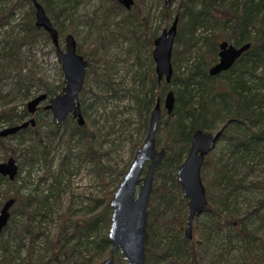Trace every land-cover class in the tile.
Segmentation results:
<instances>
[{"label": "trees", "instance_id": "obj_1", "mask_svg": "<svg viewBox=\"0 0 264 264\" xmlns=\"http://www.w3.org/2000/svg\"><path fill=\"white\" fill-rule=\"evenodd\" d=\"M24 1L29 6V17L18 25L19 35L12 37L9 42H0V85L8 78L13 79L15 85L19 86L21 81L26 80L29 83L30 78L26 79L20 74L26 59L20 54L19 48L22 44L32 45L38 36H42L45 40L47 38L43 31L33 26L34 10L30 0ZM35 1L42 7L59 39L61 32L53 12L52 1ZM108 1L110 3L107 8L104 7L101 23L105 24L107 14H112L126 23L129 20L128 12L124 11L115 0ZM171 1L165 8L162 0L158 11L162 21L169 20ZM132 8L143 22L147 21L148 18L140 14L142 10L137 6L136 0ZM11 9L8 8L0 14V26L6 24L5 19ZM62 12L63 8L57 9V15ZM175 16L178 22L171 51L172 75L169 84L156 81L151 67V51H148L144 61L139 63V67L146 64L145 73L136 74L139 90L138 95L134 97L135 111L137 116L143 115L144 131L147 129L149 113L155 101L161 106L166 92L171 91L173 96L171 113L166 114L161 108L157 122V129L161 126L160 148L164 156L154 173L151 196L147 205L148 238L144 264H200L199 260L203 258L208 246L213 247V240L222 230L226 233L223 241L215 245V249L219 252L228 251L232 239L229 228L236 230V236L243 245V253L251 254L250 262L259 264L264 261L257 258L258 255L261 257L264 254V239L254 230H246V217L238 218L233 205L238 192L247 188L245 186L247 177L255 171V167L261 166L264 162V0H178L173 18ZM156 36L154 32L144 40L146 47H152V41ZM220 42H226L235 48L248 44L249 48L228 70L210 77L207 71L217 61V47ZM103 50L107 51V47L105 46ZM76 53L86 61L85 76L86 74L98 78L105 76V61L100 56L94 57L93 49L83 52L76 46ZM181 59L189 60L182 76L178 73L180 68L178 62ZM104 83H108L107 87L110 89L109 81ZM26 85L27 83L24 84V88ZM91 95L99 97L94 93ZM22 117L24 112L17 115L12 113L11 108L0 111V120H4L9 125L17 123ZM76 126L73 125L64 132L67 137L73 133L82 135L79 140L82 138L85 146L83 157L96 164L97 175L103 188L102 198L92 199L93 206L101 204L102 207L96 215L91 217L82 215L71 224L70 228L67 226L68 212L58 214V228L51 244L56 252L52 258H46L41 254L40 264H64L57 260V256L61 247L66 245L67 237L71 236L75 237L74 246L78 244L79 238L85 240L92 254L87 258H73L68 264H97L109 251L106 238L110 216L108 202L114 188L108 189V182H104L101 178L102 171L97 163V153L89 147L87 139L89 133L86 126ZM31 130V127H27L0 138V147L3 148L5 139H12L26 131H30L38 140L40 134L36 130ZM217 130L219 131L217 141L222 145L215 152L210 151L204 157L200 169V181L207 200V205L201 212L204 219L191 226V238L187 240L183 235L186 227V201L180 196L174 173L187 153L192 133L201 131L211 134ZM157 138L156 130V148ZM140 143L139 140H135L133 147H139ZM28 151L29 149L22 150V155L24 156ZM28 161L31 159L28 158ZM124 172L123 169L119 170L117 176L121 177ZM1 181L12 183L3 177H0ZM247 185L249 187L251 183ZM11 198L14 200L12 206L15 205L13 209L29 220L35 216L42 219L49 214V209L45 206V197L36 200L37 209L31 212L24 208L30 201H35L34 198L27 197L22 201L16 194ZM261 209H264V200L253 201V207L247 213V217L255 216ZM80 222L84 225L79 228L77 223ZM36 224L38 228L39 222ZM99 227L102 230L104 228V233L94 235L93 232ZM35 233L29 230V238L31 239ZM42 233V229H37V235ZM2 246L3 242L0 241V247ZM72 253L75 254L74 251ZM240 256V261L244 260L242 254ZM214 257L220 258V254H215ZM25 264L32 262L27 260Z\"/></svg>", "mask_w": 264, "mask_h": 264}, {"label": "rangeland", "instance_id": "obj_2", "mask_svg": "<svg viewBox=\"0 0 264 264\" xmlns=\"http://www.w3.org/2000/svg\"><path fill=\"white\" fill-rule=\"evenodd\" d=\"M51 1L61 32L60 48L63 47V37L70 34L81 51L89 52L93 49V56H100L105 61L104 77L98 78L92 74L85 76V69L83 86L78 94V106L83 120L82 126H86L89 133L87 137L89 147L97 153V163L102 171L101 178L108 182V189H115L122 177L117 176V172L122 169L126 171L138 148L133 147V142L139 140L142 143L146 133L142 124L143 115H136L134 103V97L138 95L139 90L136 83L137 75L145 73L147 69L146 64L139 67V63L144 61L147 52L152 48L146 47L144 40L151 33L159 35L163 29L168 28L178 0H172L170 3L171 14L168 21H162L158 14L162 0H136L137 6L142 10L140 14L148 18L146 22H143L131 7L127 10L129 20L126 23L106 13L108 17L104 25L101 19L105 12L104 7L110 3L108 0ZM8 8L12 9L5 19L6 24L0 26V42H9L12 37H17L18 25L29 17V6L24 0H0V14ZM59 8H63V12L57 15ZM198 33L200 35V32ZM105 46L107 51L104 52ZM19 52L26 59L20 74L26 79L30 78V82L21 81L20 86L15 85L11 78L1 82L0 111L11 108L12 113L17 115L24 112V117L11 125L0 120V131L30 118L25 108L30 100L41 94L45 95V100L37 105L31 116L34 122L31 131L36 130L40 134L38 140L30 131H26L12 139H5L4 149L0 147V163L10 157L17 166L15 178L9 181L11 184L6 181L0 182V207L6 199L16 194L22 201L27 197L35 199L24 208L31 212L37 209L36 200L45 197V206L49 209V214L42 219L35 216L29 220L13 209L15 205L11 206L8 221L0 232V241L3 242V246L0 247L2 262L0 264H25L27 260L32 264H40L41 254L46 258H52L56 252L51 244L58 228V214L68 212L69 228L82 215L85 217L96 215L102 205L93 206L92 199L102 198L103 188L97 175L96 164L83 157L85 146L82 138L79 140L82 135L73 133L67 137L64 132L65 129L76 126L75 120L68 115L61 124L54 126L50 112L44 109L47 101L57 95L63 87L60 67L48 38L45 40L38 36L32 45L22 44ZM188 62L187 59L178 62L180 67L178 73L181 76L185 73ZM151 67L153 69V64ZM107 80L111 84L110 89L107 87L108 83H104ZM47 92L50 94L46 95ZM91 92L99 97L91 95ZM161 136V126H158L157 149H161ZM221 145L220 141H216L211 151L215 152ZM24 149L29 151L23 156ZM28 158L31 161H28ZM254 169L255 171L247 177L245 185L247 188L238 192L233 209L238 218L246 217V230H254L264 239V209L255 216L247 217V213L253 207V201L264 200V162ZM248 183H251V186L248 187ZM202 219L204 217L200 213L192 225ZM77 224L79 228L84 225L81 222ZM37 229H42L43 233L37 235ZM29 230L36 232L31 239ZM228 230L232 237L228 251L219 252L215 249V245L223 241L226 233L222 230L213 240V247L208 246L203 258L199 260L200 264H252L251 254L243 253V245L236 236V230L230 228ZM104 231V228L102 230L99 227L93 233L102 234ZM74 242V236L67 237L66 245H63L58 253V261L68 264L73 258H87L92 254L85 240L79 238L75 246ZM215 254H220V258H215ZM241 254L244 259L242 261ZM257 258L263 260L264 254L261 257L258 255ZM113 263L125 264L116 251L113 254ZM259 264H264V261Z\"/></svg>", "mask_w": 264, "mask_h": 264}, {"label": "water", "instance_id": "obj_3", "mask_svg": "<svg viewBox=\"0 0 264 264\" xmlns=\"http://www.w3.org/2000/svg\"><path fill=\"white\" fill-rule=\"evenodd\" d=\"M123 9L128 10L132 6V0H115ZM170 0H163L165 8ZM33 14V26L43 31L52 45L56 61L59 64L62 75L60 92L47 101L45 110L49 111L54 126L61 124L68 115L75 120L77 126L83 125L78 106V94L83 86L86 61L76 53V45L70 34L63 37V47L59 46L56 30L45 15L42 7L35 0H30ZM178 19L175 16L168 26L163 29L152 41L151 61L153 73L157 82L163 81L169 84L172 68L170 64ZM217 61L212 65L207 74L216 76L228 70L233 63L248 48V44L233 47L226 42L218 44ZM45 100V95L36 96L26 103V112L30 116L16 126L0 131V138L10 136L27 126L33 128L32 115L37 105ZM164 110L170 114L173 108L172 92H166L162 105L155 101L147 122V129L140 146L135 150L131 161L117 183L108 202L110 208L109 226L106 234L109 243L107 256L97 264H114L115 251L125 264H144L145 245L147 242V205L151 196L153 176L159 167L164 152L155 147V135L160 112ZM219 131L204 133L195 131L189 141L187 153L180 166L174 173L175 182L179 186L180 196L186 201V227L184 238H191V226L196 217L207 205L203 186L200 181V169L204 157L212 150L217 141ZM17 173V166L12 158L0 163V177L12 181ZM14 200L9 198L0 207V232L5 227L9 218V209Z\"/></svg>", "mask_w": 264, "mask_h": 264}, {"label": "flooded vegetation", "instance_id": "obj_4", "mask_svg": "<svg viewBox=\"0 0 264 264\" xmlns=\"http://www.w3.org/2000/svg\"><path fill=\"white\" fill-rule=\"evenodd\" d=\"M133 3H134V0H132V6H133ZM119 6H120V5H119ZM132 6H131V7H132ZM120 7H121V6H120ZM131 7H130V8H131ZM121 8H122V7H121ZM130 8H129V9H130ZM122 9H123V8H122ZM129 9H128V10H129ZM123 10H125V9H123ZM125 11H127V10H125ZM27 127H30V126H27ZM27 127H26V128H27ZM26 128H25V129H26ZM22 130H23V129H22ZM189 240H190V239H189Z\"/></svg>", "mask_w": 264, "mask_h": 264}]
</instances>
